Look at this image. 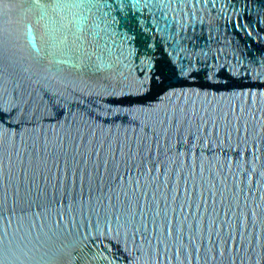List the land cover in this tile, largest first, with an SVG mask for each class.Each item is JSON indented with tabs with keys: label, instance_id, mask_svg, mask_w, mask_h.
Returning <instances> with one entry per match:
<instances>
[{
	"label": "water",
	"instance_id": "1",
	"mask_svg": "<svg viewBox=\"0 0 264 264\" xmlns=\"http://www.w3.org/2000/svg\"><path fill=\"white\" fill-rule=\"evenodd\" d=\"M0 264H264V0H0Z\"/></svg>",
	"mask_w": 264,
	"mask_h": 264
}]
</instances>
